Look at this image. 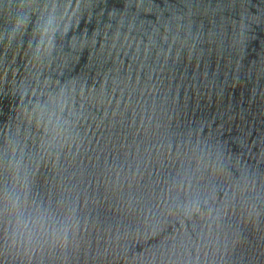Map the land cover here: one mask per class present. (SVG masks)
<instances>
[{
  "label": "water",
  "instance_id": "water-1",
  "mask_svg": "<svg viewBox=\"0 0 264 264\" xmlns=\"http://www.w3.org/2000/svg\"><path fill=\"white\" fill-rule=\"evenodd\" d=\"M0 264H264V0H0Z\"/></svg>",
  "mask_w": 264,
  "mask_h": 264
}]
</instances>
